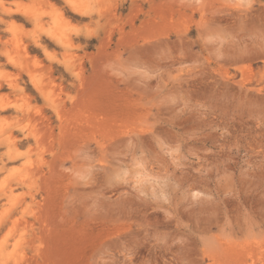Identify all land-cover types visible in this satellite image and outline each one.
Returning a JSON list of instances; mask_svg holds the SVG:
<instances>
[{"label":"rangeland","instance_id":"1","mask_svg":"<svg viewBox=\"0 0 264 264\" xmlns=\"http://www.w3.org/2000/svg\"><path fill=\"white\" fill-rule=\"evenodd\" d=\"M0 264H264V0H0Z\"/></svg>","mask_w":264,"mask_h":264}]
</instances>
